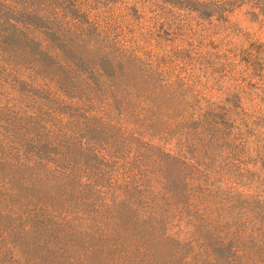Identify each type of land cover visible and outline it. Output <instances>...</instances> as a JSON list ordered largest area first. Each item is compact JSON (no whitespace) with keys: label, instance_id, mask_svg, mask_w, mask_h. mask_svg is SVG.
<instances>
[{"label":"rangeland","instance_id":"obj_1","mask_svg":"<svg viewBox=\"0 0 264 264\" xmlns=\"http://www.w3.org/2000/svg\"><path fill=\"white\" fill-rule=\"evenodd\" d=\"M0 264H264V0H0Z\"/></svg>","mask_w":264,"mask_h":264}]
</instances>
